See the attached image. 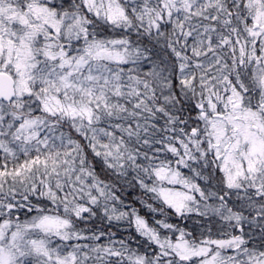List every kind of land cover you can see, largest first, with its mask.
Returning <instances> with one entry per match:
<instances>
[{"label": "snow or ice", "instance_id": "obj_1", "mask_svg": "<svg viewBox=\"0 0 264 264\" xmlns=\"http://www.w3.org/2000/svg\"><path fill=\"white\" fill-rule=\"evenodd\" d=\"M0 264H264V0H0Z\"/></svg>", "mask_w": 264, "mask_h": 264}]
</instances>
